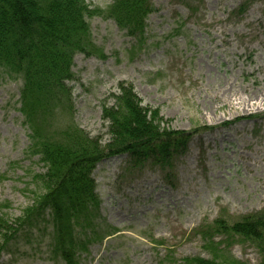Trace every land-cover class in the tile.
<instances>
[{"label":"rangeland","instance_id":"374dc122","mask_svg":"<svg viewBox=\"0 0 264 264\" xmlns=\"http://www.w3.org/2000/svg\"><path fill=\"white\" fill-rule=\"evenodd\" d=\"M84 1L101 14L85 17L88 55L73 57L72 124L104 146L102 105L112 106L123 84L158 110L161 128L192 137L169 178L149 164L132 168L124 156L95 167V232L114 234L79 252L78 263L260 264L256 246L226 229L264 216V0H150L139 43L106 18L114 0ZM21 87L0 67V214L9 221L31 205L40 192L33 177L46 172L18 111ZM51 241L44 222L26 229L0 264H64Z\"/></svg>","mask_w":264,"mask_h":264},{"label":"trees","instance_id":"16d2710c","mask_svg":"<svg viewBox=\"0 0 264 264\" xmlns=\"http://www.w3.org/2000/svg\"><path fill=\"white\" fill-rule=\"evenodd\" d=\"M149 1L114 0L105 11L106 18L139 43L151 13ZM97 13L101 14L90 10L84 0H0V67L21 78L18 111L30 131V150L46 168L44 174L33 177L40 192L21 216L9 221L0 214V255L20 232L44 222L52 230L55 258L64 264H79V252L87 253L88 245L102 243L114 234L108 229L95 232V224L102 222L92 179L95 167L103 160L126 155L132 168L149 164L169 178L171 162L185 153L192 137L161 128L158 110L143 107L133 88L123 84L109 96L113 105H102V120L108 123L104 146L99 138L91 139L72 124L68 84L74 79L73 57L88 55L83 43L89 35L85 17ZM61 115L69 117L68 123H62ZM227 230L256 246L260 264H264V216L245 217ZM213 255L214 259L225 256L221 252ZM188 262L219 264L200 259ZM223 263L242 264L228 258Z\"/></svg>","mask_w":264,"mask_h":264},{"label":"bare ground","instance_id":"6f19581e","mask_svg":"<svg viewBox=\"0 0 264 264\" xmlns=\"http://www.w3.org/2000/svg\"><path fill=\"white\" fill-rule=\"evenodd\" d=\"M123 156L127 158V156H126V155H120V156H118V157H123Z\"/></svg>","mask_w":264,"mask_h":264}]
</instances>
